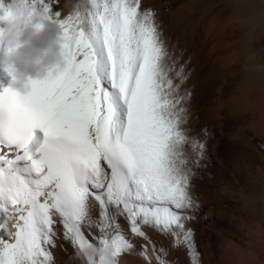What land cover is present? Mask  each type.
<instances>
[{
    "label": "snow or ice",
    "instance_id": "snow-or-ice-1",
    "mask_svg": "<svg viewBox=\"0 0 264 264\" xmlns=\"http://www.w3.org/2000/svg\"><path fill=\"white\" fill-rule=\"evenodd\" d=\"M23 4L60 27L64 67L30 80L23 94L0 91V213L17 214L13 239L0 236V264H52L45 245L55 246L54 214L65 239L86 247L90 198L100 207L95 239L112 258L133 249L116 215H126L135 236L147 239L141 224L151 225L190 250L184 221L199 160L185 145L202 155L204 144L182 128L185 97L169 76L153 11L141 0H90L61 17L47 0ZM8 16L0 0V21ZM6 227L0 221V232Z\"/></svg>",
    "mask_w": 264,
    "mask_h": 264
},
{
    "label": "bare ground",
    "instance_id": "bare-ground-1",
    "mask_svg": "<svg viewBox=\"0 0 264 264\" xmlns=\"http://www.w3.org/2000/svg\"><path fill=\"white\" fill-rule=\"evenodd\" d=\"M3 2L7 6L11 0ZM47 2L61 17L90 4ZM143 9L154 13L165 62L173 67L169 76L185 97L181 104L188 119L182 128L204 149L199 155L185 145L190 160H199L198 167L192 165V207L184 221L193 234L191 249L173 246V236L151 225L141 224L147 239L135 236L126 215H116L121 233L133 244L117 257L118 264H160L158 256L168 264H264V0H141ZM4 70L0 67V73ZM109 214H114L111 206ZM53 219L55 246L45 245L52 264H83L82 257L74 259L79 248L65 239L60 217ZM88 219L91 224H82L81 231L99 245L100 207L92 198ZM10 228L6 237L0 233L9 241ZM99 264H111V257Z\"/></svg>",
    "mask_w": 264,
    "mask_h": 264
},
{
    "label": "clouds",
    "instance_id": "clouds-1",
    "mask_svg": "<svg viewBox=\"0 0 264 264\" xmlns=\"http://www.w3.org/2000/svg\"><path fill=\"white\" fill-rule=\"evenodd\" d=\"M73 0H66V7ZM9 16L0 29V67L11 68L9 87L23 94L28 91L30 80L43 79L50 72L63 70L61 55L62 33L58 24L42 13L28 15L23 0H11ZM145 255V259L148 257ZM83 258V264H99L101 258L111 257L106 248L88 241L79 249L74 259ZM118 264L117 257L112 258Z\"/></svg>",
    "mask_w": 264,
    "mask_h": 264
}]
</instances>
